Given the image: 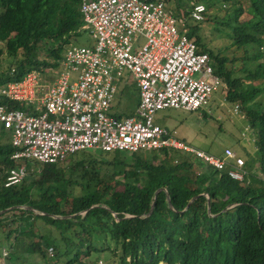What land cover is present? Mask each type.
Returning <instances> with one entry per match:
<instances>
[{
    "label": "trees",
    "instance_id": "obj_1",
    "mask_svg": "<svg viewBox=\"0 0 264 264\" xmlns=\"http://www.w3.org/2000/svg\"><path fill=\"white\" fill-rule=\"evenodd\" d=\"M80 1L0 0V57L6 53L15 62L0 85L59 65L72 37L86 31ZM220 3H233L222 23L231 39L225 53L203 44L191 20L187 35L212 58L229 100L240 102L255 133L245 181L231 179L229 167L219 171L189 153L161 149L99 151L79 160L75 154L68 168L42 164L6 188L14 148L0 144V218H9L0 220V229H8L0 256L2 248L10 250L7 264L27 263L28 256L35 264H264V100L255 101L262 90L241 88L262 73L247 66L257 65L250 54L261 49L264 55V0ZM203 4L208 9L215 1ZM236 61L244 64L241 77Z\"/></svg>",
    "mask_w": 264,
    "mask_h": 264
},
{
    "label": "built area",
    "instance_id": "obj_2",
    "mask_svg": "<svg viewBox=\"0 0 264 264\" xmlns=\"http://www.w3.org/2000/svg\"><path fill=\"white\" fill-rule=\"evenodd\" d=\"M80 12L93 46L68 44L57 67L0 87V127L11 133L14 148L5 187L29 175L28 161L59 165L95 150L173 149L219 171L229 167L231 179L245 181V160L233 150L215 156L155 122L160 110L198 111L223 86L212 58L187 35L188 19L203 22L206 7L195 3L187 17H177L162 0H81ZM125 72L140 102L134 115L119 117L111 108ZM9 253L2 249L0 264Z\"/></svg>",
    "mask_w": 264,
    "mask_h": 264
},
{
    "label": "rangeland",
    "instance_id": "obj_3",
    "mask_svg": "<svg viewBox=\"0 0 264 264\" xmlns=\"http://www.w3.org/2000/svg\"><path fill=\"white\" fill-rule=\"evenodd\" d=\"M163 1L168 9L172 11L178 7L182 10L189 11L192 4L194 3H209L210 1H215V4H211L210 6H208L207 10V14L209 17L211 16V20H208V22L206 19V22L198 24V35L201 36L202 43L207 47L223 49L225 53L226 46L231 43V39L226 35L228 29L222 23H225L229 20L228 14L231 13L229 8H232L233 3L225 5V9H228V13L223 12L222 14L220 12V7H225L224 4L221 6L220 1L222 0ZM245 17L246 15H243L239 20H243L245 19ZM75 39L76 38L72 37V45L86 47H91L94 45V40L89 35L88 30L83 32L76 40ZM0 47H3V45L0 44ZM250 57L257 62V65L254 66L252 63H250L247 66L249 67V71L260 69L262 73L260 74V76L253 80H244L241 88H248L249 90H251L252 88H258L262 90V92L255 97V101L264 100V55H262L260 49V51H256L254 54H250ZM11 64H14L15 66L14 60L6 55V53L0 57V79L6 77L7 71L11 67ZM243 65L244 64H242L240 61L234 62L233 67L237 70V77L243 76V74L240 73V68ZM228 66H230V64H228ZM49 68L50 67L44 68L43 71ZM126 73L128 72H125L124 76L126 75ZM128 80L129 78H125V86H122L121 84V86L119 87V90H121H118L115 101L112 104L111 114L115 116H119L120 114L128 116L129 113L134 109L135 103L137 102L136 95L133 93L131 94L130 88L129 86H127ZM228 93V86H226V88L220 87L212 94L207 105L203 106L198 111H184L177 109L160 110L155 115V122H157L156 124H159L160 126H166L172 132H175L178 137L183 138L193 146H196V148L198 147L215 155L223 154L226 148L231 147V149L235 150L239 156L247 159L249 158L248 153H250L251 155L256 154L257 148L255 133L251 125L244 119V114L242 112L239 113L242 108L240 102H231L228 98ZM237 105H239L241 108L239 107V109H237ZM0 142H2L1 135ZM85 155L86 157L90 155L98 156V153H79L77 155V160L85 158ZM41 165L42 164L34 161H28L26 166L30 173L32 172V169L34 170V172L38 171V168L41 167ZM68 166V162L62 163V167L68 168ZM66 173L68 174L69 171L66 170ZM8 219V217H2V219L0 218V220H4V222H7ZM7 231L8 229H0V241L4 238ZM4 242L6 243V241ZM100 247L103 246L100 245ZM50 249L51 248L48 249L49 253L51 252ZM103 255L104 254H101L100 257H102ZM24 259L27 260L26 257ZM28 260L29 262L27 263L22 260V264H35L34 258L28 256ZM98 264H106V261L104 259H99ZM108 264L116 263L110 260Z\"/></svg>",
    "mask_w": 264,
    "mask_h": 264
},
{
    "label": "crops",
    "instance_id": "obj_4",
    "mask_svg": "<svg viewBox=\"0 0 264 264\" xmlns=\"http://www.w3.org/2000/svg\"><path fill=\"white\" fill-rule=\"evenodd\" d=\"M193 5V4H192ZM191 9H192V6H191V8H190V10L189 11H185V10H183L182 12H181V15L180 14H177V15H175V16H177V17H187L188 15H189V13H190V11H191ZM187 14V15H186ZM188 20H190V19H188ZM192 21V20H191ZM188 22V21H187ZM193 23H195V24H200V23H196V22H194V21H192ZM187 28H188V25H187ZM72 44V43H71ZM125 78H129V80H128V84H127V86H129V88H130V93L132 94H135L136 95V103H135V107H134V109L129 113V115L128 116H132V115H134L135 114V112H136V110H137V108H138V105H139V102H140V95H139V90H138V87H137V85H136V83H135V81H134V79L131 77V75L129 74V73H126V75L124 76V79L122 78V80H121V82L119 83V86H118V90H119V87L121 86V84H122V86H125L124 85V80H125ZM126 81H127V79H126ZM121 90V89H120ZM119 90V91H120ZM23 107L24 108V105H18V108L19 107ZM119 117H124V115H119ZM157 123V122H156ZM159 125V124H158ZM160 126V125H159ZM161 127H164V128H166V129H168L166 126H161ZM1 127H0V135L2 136V142H0V144L1 145H4V144H11V139H12V137H11V133L10 132H8V131H5V132H3L2 133V131H1ZM3 130V129H2ZM169 131H170V133L175 137V138H177V139H179V140H181V141H183V142H185V143H187V144H189V145H191V146H193L192 144H190L189 142H187L186 140H184L183 138H180V137H178L177 135H176V133L175 132H172L170 129H168ZM244 131V130H243ZM193 147H196V146H193ZM198 148V147H197ZM231 148V147H230ZM204 151V150H203ZM88 152H94V153H99V151H88ZM145 152H149V151H145ZM150 152H153V151H150ZM205 152H207V151H205ZM84 153V152H83ZM207 153H209V152H207ZM129 154H133V153H129ZM211 154V153H210ZM248 154H250V153H248ZM214 155V154H213ZM215 156H222L221 154H215ZM247 158V157H246ZM246 160V159H245Z\"/></svg>",
    "mask_w": 264,
    "mask_h": 264
},
{
    "label": "clouds",
    "instance_id": "obj_5",
    "mask_svg": "<svg viewBox=\"0 0 264 264\" xmlns=\"http://www.w3.org/2000/svg\"><path fill=\"white\" fill-rule=\"evenodd\" d=\"M163 1V0H162ZM195 4V3H194ZM196 4H202V5H204L203 3H196ZM205 6V5H204ZM167 7V6H166ZM206 7V6H205ZM168 8V7H167ZM170 10V9H169ZM207 7H206V15H207ZM172 11V10H171ZM174 13V12H173ZM206 17V16H205ZM206 20V19H205ZM205 20L203 21V22H205ZM203 22H201V23H203ZM214 65V64H213ZM215 67V66H214ZM38 71H40V70H38ZM42 72V71H41ZM44 73V72H43ZM220 76V75H219ZM221 77V76H220ZM222 78V77H221ZM223 80V79H222ZM20 81V80H19ZM8 83H11V82H6V83H4V84H1L0 85V87L1 86H4L5 84H8ZM221 87H224V88H226L225 87V84H224V81H223V86H221ZM238 107H239V105H237ZM239 113H241L240 111H239ZM243 134H246V133H243ZM200 149V148H199ZM226 149H231V148H226ZM225 149V150H226ZM171 150H173V149H171ZM202 150V149H201ZM231 150H233V149H231ZM157 151V150H156ZM174 151H176V150H174ZM234 152H236L235 150H233ZM177 152H179V153H182V154H186V153H184V152H180V151H177ZM225 152V151H224ZM237 153V152H236ZM190 155H192L191 153H189ZM224 154V153H223ZM223 154H221V155H223ZM238 154V153H237ZM193 157H194V155H192ZM194 160H197L195 157H194ZM245 160V159H244ZM245 162H246V160H245ZM206 165H208V164H206ZM244 168H245V166H244ZM246 170V169H245ZM247 172V171H246ZM247 177V176H246ZM244 182V181H243ZM13 187V186H12ZM7 188V187H6ZM8 188H10V187H8ZM24 208V207H23ZM36 213L37 214H41L40 212H37L36 211ZM3 249V248H2ZM9 250V249H8ZM10 251V250H9ZM1 255H2V252H1Z\"/></svg>",
    "mask_w": 264,
    "mask_h": 264
},
{
    "label": "water",
    "instance_id": "obj_6",
    "mask_svg": "<svg viewBox=\"0 0 264 264\" xmlns=\"http://www.w3.org/2000/svg\"><path fill=\"white\" fill-rule=\"evenodd\" d=\"M168 199H169V198H168ZM193 200H194V199H193ZM193 200H192V201H193ZM192 201H191V202H192ZM186 209H187V208H186Z\"/></svg>",
    "mask_w": 264,
    "mask_h": 264
}]
</instances>
